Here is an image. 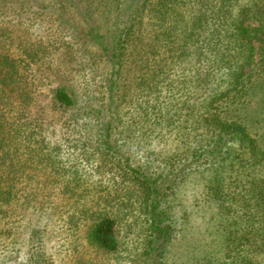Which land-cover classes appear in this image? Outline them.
<instances>
[{
	"label": "trees",
	"instance_id": "obj_1",
	"mask_svg": "<svg viewBox=\"0 0 264 264\" xmlns=\"http://www.w3.org/2000/svg\"><path fill=\"white\" fill-rule=\"evenodd\" d=\"M114 1L117 9L127 2L120 18L125 25L113 35L116 42L108 44L100 28L94 27V37L99 43L97 56L111 70L108 110L99 120L100 138L105 144L113 139V129L120 122V106L127 105L125 97L130 91L156 99L153 111L144 110L146 118L153 114L156 119L182 120L174 127H170L172 122L166 125L160 122V127L149 129L159 133L176 131L181 137L179 149L164 157L157 164L158 170L134 166L130 158L126 159L134 181L128 192L141 202L149 217L145 261L165 264L175 222L167 203L176 193L173 188L177 174L193 166L208 170L214 164L231 162L227 166H237L239 171L235 175L236 186L241 188L237 194L251 195L244 197L245 204L237 206L241 210L233 221L236 232L231 238L241 246L243 259L249 260L245 264H256L251 254L257 248L264 249V133L255 124L261 112L256 115L257 109L250 114L246 110L259 89L264 93V0ZM0 4H4L3 9L13 6L17 20L34 5L40 11L49 7L47 0H14L13 4L0 0ZM114 8L105 10L104 16L99 13L98 18L89 17L101 25ZM145 18L148 22L153 20L158 26L156 30L141 28ZM3 20L0 22H13ZM23 34L26 36L28 31ZM24 35L9 26L0 27V202L5 203L36 194L27 190L26 181L34 178L27 170L28 163L39 162L47 147L40 143L42 126L32 111L37 92L33 65L42 64L56 51L49 44L25 43ZM140 41H147L146 46ZM178 62L188 63L189 73L174 74L171 66ZM53 104L67 110L76 107L77 100L71 92L59 88ZM84 106L86 117L94 114V110L105 111L104 105L93 99H87ZM124 129H119V135ZM147 132L140 139L153 138ZM103 150L116 156L119 152L110 144ZM20 183L24 186L19 188ZM223 187L217 182L216 194ZM101 201L91 206L95 216L89 241L99 249L116 251L121 246L119 211L110 194Z\"/></svg>",
	"mask_w": 264,
	"mask_h": 264
},
{
	"label": "rangeland",
	"instance_id": "obj_2",
	"mask_svg": "<svg viewBox=\"0 0 264 264\" xmlns=\"http://www.w3.org/2000/svg\"><path fill=\"white\" fill-rule=\"evenodd\" d=\"M8 1L14 3V0ZM47 3L48 10L40 11L34 5L23 11L18 20L13 6L3 9L4 4H0V21H13L0 22V27L18 29L21 35L27 30L28 34L23 36L25 43L49 44L56 51L42 64L33 65L37 92L32 111L42 126L40 143L47 147L39 162L28 163L27 170L34 178L26 181L27 190L36 194L24 195L10 203L0 202V264H148L145 248L150 233L149 217L141 202L131 198L128 192L134 181L126 159L130 158L134 166L158 170L157 164L179 149L181 137L176 131L159 133L149 129L156 128L160 122L162 125L172 122L170 127H174L182 120L156 119L153 114L146 118L144 110L153 111L156 99L130 91L125 97L127 105L120 106V122L114 124L113 139L109 141L119 151L118 155L106 153L103 149L109 144L100 138L99 120L108 110L111 70L97 56L99 43L94 37V27L100 28L108 44L116 42L113 35L125 25L120 18L127 2L120 9L114 0H60L58 3L47 0ZM110 8L115 9L114 13L106 15L101 25L89 17L98 18L99 13L104 16V11ZM144 20L141 26L144 30L158 27L153 20ZM146 42L139 44L145 47ZM171 68L174 74L186 75L190 65L178 62ZM59 88L75 96L76 107L67 110L54 107V94ZM262 91L258 90V96L255 95L246 111L250 114L257 109L256 115L261 112L255 124L264 133ZM87 99L103 104L105 111L94 110V114L86 117ZM132 99L136 101L134 104L129 102ZM123 127L126 129L119 135ZM147 130L153 138L140 139ZM230 163L214 164L208 170L193 166L175 177L176 193L167 203L168 213L172 212L175 221L173 241L168 245L165 264H245L249 261L243 259L241 246L231 235L236 232L233 221L241 210L237 206L245 204L244 197L251 195L237 194L241 188L236 186L238 176L235 175L239 171L237 166H227ZM217 182L225 186L219 194L215 190ZM22 186V183L18 185ZM163 189L166 191L167 187ZM108 194L119 211L121 246L116 251L99 249L89 241L95 216L91 206L102 203V197ZM257 250L251 256L255 257L256 264H264V249Z\"/></svg>",
	"mask_w": 264,
	"mask_h": 264
}]
</instances>
